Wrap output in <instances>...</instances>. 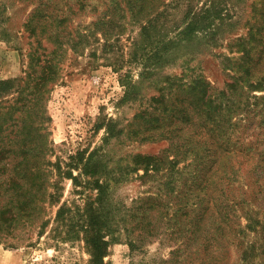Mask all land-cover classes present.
Masks as SVG:
<instances>
[{
	"label": "rangeland",
	"instance_id": "obj_1",
	"mask_svg": "<svg viewBox=\"0 0 264 264\" xmlns=\"http://www.w3.org/2000/svg\"><path fill=\"white\" fill-rule=\"evenodd\" d=\"M42 2L52 3L50 0ZM33 3L31 0H0V82L25 76L27 51L31 46L46 47V53L59 43L80 48L77 52L69 49L59 56L62 61L59 78L49 82L47 92L40 101H35L39 111L38 117L33 118L43 126L44 160L53 163V167H47V171H52L47 177L53 185L46 187L47 194L41 197L40 212L32 225L22 220L7 226L0 221V264H90V249L83 232H77V218L59 226L55 221L56 212L64 203L82 207L96 194L92 188L82 193L73 191L72 180L62 174L71 171L70 159L76 155L86 158L105 146L104 158L110 160V166L134 154L164 155L178 160V123L175 125L177 113L174 110L178 108V76L183 72L187 76L200 73L213 87L222 89L229 77L226 57H236L237 38H248V33H253L260 21V25L263 24L259 16L264 0H64L69 4L62 6L67 11L64 13L67 21L56 26L54 21L36 18L35 33L31 34L24 23L36 6ZM70 7L72 13H69ZM194 13L199 14L197 18L209 13L210 29L180 41L179 32ZM159 59H162L161 65L142 80L143 68ZM130 90L133 92L128 94ZM5 94H0V113L9 108L14 111V118L21 119L13 124L8 121L4 126L5 136L8 135L12 140L10 144L18 152L25 135L21 134L22 122L32 117V111L18 110V95ZM161 94L169 98L164 106L157 102ZM256 94L263 95L264 90ZM151 107H158L159 111L167 108L164 110L169 117L163 123L164 130L145 132L142 137L132 136L127 128L122 135L104 144L108 121H116L118 130ZM259 131L253 124L245 134L252 139L251 135ZM192 161L193 157L187 156L179 167ZM239 172L236 183L242 185V189H238L236 195L243 200L245 212H258L251 213L255 217L251 219L258 222L257 228H260L264 211L253 201L260 171ZM73 174L77 175L78 171L73 169ZM142 174L140 169L129 180L114 187L113 201L131 205L138 197L155 194L157 180L140 179ZM8 177L9 172L2 177L4 188H8ZM48 193L54 194V198H49ZM249 218L240 217L242 226H250L244 231L247 245L264 235V231H251L256 224L247 225ZM176 221L178 219L164 218L158 225L153 220L147 229L134 231V235L144 233L145 241L142 248L133 252L129 236L122 230L115 231L104 264H178ZM256 252L262 253V258L259 256V260L249 264H264V247L257 248Z\"/></svg>",
	"mask_w": 264,
	"mask_h": 264
},
{
	"label": "trees",
	"instance_id": "obj_2",
	"mask_svg": "<svg viewBox=\"0 0 264 264\" xmlns=\"http://www.w3.org/2000/svg\"><path fill=\"white\" fill-rule=\"evenodd\" d=\"M31 1L36 6L24 23L31 34L35 33L36 18L49 19L56 22V26L67 21L64 15L67 11L62 6L69 4L64 0H50V4L42 0ZM70 11H73L71 7L69 13H72ZM208 16L209 13L197 18L199 14L194 13L192 20L179 32L182 36L180 41L207 31L211 24L207 22ZM259 17L263 18L262 25L260 21L254 32L248 33V38H237L234 46L236 57H226L229 64L225 69L229 77L222 89L213 87L200 73L187 76L183 72L178 76V108L174 109L177 113L175 125L178 123V160L164 155L134 154L110 166V160L104 158L105 146L86 158L76 155L70 159L68 166L71 171L62 174L72 180L73 191L82 193L92 188L96 194L82 207H70L64 203L58 208L55 221L59 226L64 221L73 222L77 218V232H83L90 249V264H104L111 235L115 231L122 230L129 236L133 252L142 248L145 241L144 233L134 235L133 232L147 229L153 220L160 225L164 218L178 219L174 223V227L178 225V264H249L259 260V256L262 258V253L256 249L264 247V235L247 245L244 231L250 226H242L240 217H250L247 225L256 224L251 231L257 230L258 233L264 231V223L257 228L258 222L251 219L255 218L251 213L258 212H245L243 200L239 194L236 195L237 190L242 189V185L236 183L239 171H260L253 201L264 211V94H256L264 90V7ZM78 48L59 43L46 53V47L31 46L27 51L25 76L0 82V94H17V109L28 110L26 113L32 111V117L22 122L21 134L25 135L18 152L10 144L12 140L8 135L5 136L4 126L21 119L14 118L15 113L9 108L0 113V221L7 226L38 218L41 197L47 194L46 187L53 185L47 177L52 172L51 169L47 171V167H53V163L44 160L46 142L43 126L33 118L35 115L38 117L39 111L35 101H40L42 94L47 92L49 82L59 78L62 70L59 56L69 49L77 52ZM161 60L144 65L142 80L147 79L144 75L161 65ZM131 92L133 90L127 93ZM168 99L161 94L157 102L164 106ZM164 109L167 108L163 107L162 111L158 107L144 109L132 123L118 130L116 121H108L104 144L122 135L127 128L132 136L142 137H145V132L164 130L166 126L163 123L169 117ZM170 112L174 113L173 110ZM253 124L260 131L248 139L245 132ZM187 156H192L193 161L179 167L180 161ZM73 169L78 171L77 175L73 174ZM140 169L143 170L140 179L157 180V192L138 197L131 205L114 202V187L129 180ZM7 172L8 188H4L5 179L2 177ZM48 197L54 198V194L48 193Z\"/></svg>",
	"mask_w": 264,
	"mask_h": 264
}]
</instances>
